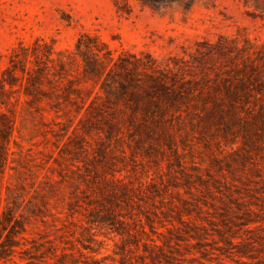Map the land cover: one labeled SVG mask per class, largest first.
Wrapping results in <instances>:
<instances>
[{"label":"rangeland","instance_id":"374dc122","mask_svg":"<svg viewBox=\"0 0 264 264\" xmlns=\"http://www.w3.org/2000/svg\"><path fill=\"white\" fill-rule=\"evenodd\" d=\"M263 106L264 0H0V264H264Z\"/></svg>","mask_w":264,"mask_h":264},{"label":"trees","instance_id":"16d2710c","mask_svg":"<svg viewBox=\"0 0 264 264\" xmlns=\"http://www.w3.org/2000/svg\"><path fill=\"white\" fill-rule=\"evenodd\" d=\"M123 66L126 69L124 73L127 76V80L129 83L128 85L132 87V89L130 90V95H131V98H133L132 100L135 106L138 108V106L143 105V108L145 111H148L150 112V114L154 115V121L156 123L162 124V121L166 119L165 114L167 113V111L173 108V106L177 107L179 104L178 103L179 100L185 99V102L187 103L193 100V97H197V98L205 97L202 94L191 95L187 87H185V89L183 90L175 89L171 85L167 84L166 81L163 80V78L156 76L154 74L147 75L151 79V85L145 89L144 91L145 96L139 95L135 92V89H134L136 87V84L138 83L136 82L134 75L131 74V69H128L127 64H124ZM239 84L242 87L241 90H245L244 88L246 87V81L242 80L240 81ZM128 85L124 84L123 85L124 89H128ZM184 92H185V95H184ZM237 94L238 93H236V96ZM239 95L242 96V98H245L247 96V92L243 91L242 94H239ZM213 100H214V104L216 106V112L218 115L216 117L218 118V120H220L219 122H222L227 128H229L230 122H241L242 123L241 126L243 128H246V126L252 122V120L245 119L244 115L237 113L234 105H231V107L227 109H223L222 107L219 106V101L217 99H213ZM225 111H229L233 113L231 120H228L227 117H225L224 114L227 113ZM173 115L177 118L180 116L182 117V111H180V108H177L176 110H174ZM256 115H259L264 120V106L261 107L257 112L253 113V117ZM201 116L205 120H209L210 118H212L210 113L209 114L207 113L206 117H204L203 115ZM167 134L169 136V131H167ZM251 212L252 210L248 211V213H251ZM250 220L251 219H247L246 223L250 222ZM12 241H13L12 238H8L6 240V242L8 243L6 244H9ZM27 264H33V263H27ZM47 264H66V263L63 262V256H59L58 259L54 263L47 262Z\"/></svg>","mask_w":264,"mask_h":264}]
</instances>
